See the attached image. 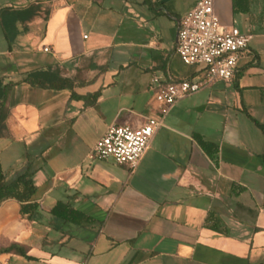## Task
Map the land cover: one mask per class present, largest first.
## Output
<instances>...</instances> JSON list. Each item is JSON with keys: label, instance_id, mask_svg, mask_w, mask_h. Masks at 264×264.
<instances>
[{"label": "crops", "instance_id": "crops-1", "mask_svg": "<svg viewBox=\"0 0 264 264\" xmlns=\"http://www.w3.org/2000/svg\"><path fill=\"white\" fill-rule=\"evenodd\" d=\"M197 1L0 0L41 6L11 48L0 24V78L58 66L77 84L8 95L0 164L6 181L32 165L41 217L0 204V237L32 258L7 264H264V0H214L223 26L252 36L231 84L175 104L135 169L88 159L110 126L159 117L154 78L199 77L176 54ZM58 203L90 223L59 225Z\"/></svg>", "mask_w": 264, "mask_h": 264}, {"label": "built area", "instance_id": "built-area-1", "mask_svg": "<svg viewBox=\"0 0 264 264\" xmlns=\"http://www.w3.org/2000/svg\"><path fill=\"white\" fill-rule=\"evenodd\" d=\"M251 41L252 36L238 28L221 24L214 11V0H198L195 7L178 22L176 54L186 66L198 68L199 77L165 83L154 78L152 87L157 89L155 101L159 117L150 118L139 127L110 126L88 159L112 160L135 169L175 104L216 82L231 84L234 81ZM44 52L49 53L50 49H44Z\"/></svg>", "mask_w": 264, "mask_h": 264}, {"label": "trees", "instance_id": "trees-1", "mask_svg": "<svg viewBox=\"0 0 264 264\" xmlns=\"http://www.w3.org/2000/svg\"><path fill=\"white\" fill-rule=\"evenodd\" d=\"M40 5H30L21 10L6 8L0 11V24L3 35L8 43L9 48L16 42L19 36L18 25L27 27V24L34 21L40 15ZM48 16V12H46ZM64 70L60 67H52L45 70H35L25 74L24 78L13 84H6L4 79L0 78V137L7 136L8 131L5 125L9 117V108L7 106L8 95L14 86L26 85L32 89L47 91L71 90L77 86L76 79L66 78L63 76ZM74 98H78L72 95ZM36 171L32 165L24 173L17 176L11 181H6L0 164V204L15 200L19 204V215L21 219L29 222H36L41 217L40 206L32 201L36 192L33 178ZM54 221L59 225L74 224L82 227L83 223H90L86 216L73 210L69 205L58 203L50 212ZM15 255L27 260H32L28 256L27 249L19 244H9L6 248L0 250V256Z\"/></svg>", "mask_w": 264, "mask_h": 264}, {"label": "rangeland", "instance_id": "rangeland-1", "mask_svg": "<svg viewBox=\"0 0 264 264\" xmlns=\"http://www.w3.org/2000/svg\"><path fill=\"white\" fill-rule=\"evenodd\" d=\"M9 245V242L4 237H0V250L6 248ZM7 256H0V264H7Z\"/></svg>", "mask_w": 264, "mask_h": 264}]
</instances>
